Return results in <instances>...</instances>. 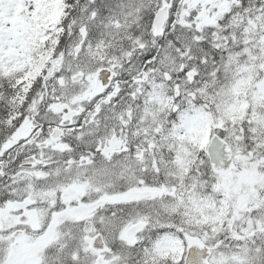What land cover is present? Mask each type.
<instances>
[{
	"label": "snow or ice",
	"instance_id": "obj_1",
	"mask_svg": "<svg viewBox=\"0 0 264 264\" xmlns=\"http://www.w3.org/2000/svg\"><path fill=\"white\" fill-rule=\"evenodd\" d=\"M0 264H264V0H0Z\"/></svg>",
	"mask_w": 264,
	"mask_h": 264
}]
</instances>
